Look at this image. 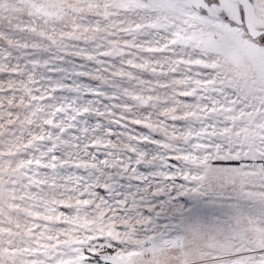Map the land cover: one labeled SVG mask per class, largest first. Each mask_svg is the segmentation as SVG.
I'll list each match as a JSON object with an SVG mask.
<instances>
[{
  "label": "snow or ice",
  "instance_id": "6c2138e0",
  "mask_svg": "<svg viewBox=\"0 0 264 264\" xmlns=\"http://www.w3.org/2000/svg\"><path fill=\"white\" fill-rule=\"evenodd\" d=\"M0 264H264V0H0Z\"/></svg>",
  "mask_w": 264,
  "mask_h": 264
}]
</instances>
